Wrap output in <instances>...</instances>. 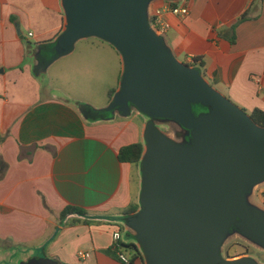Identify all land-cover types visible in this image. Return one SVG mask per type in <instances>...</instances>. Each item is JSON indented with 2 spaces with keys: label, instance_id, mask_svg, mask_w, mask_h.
<instances>
[{
  "label": "crops",
  "instance_id": "obj_1",
  "mask_svg": "<svg viewBox=\"0 0 264 264\" xmlns=\"http://www.w3.org/2000/svg\"><path fill=\"white\" fill-rule=\"evenodd\" d=\"M167 5L153 0L147 13L149 19L161 12L167 27L159 36L174 58L197 69L247 114L264 112V0L175 2L188 9L184 17L170 13ZM65 23L62 0H0V264L41 258L57 264H121L108 254L118 227L122 243H136L122 213L131 205L140 210L141 168L120 162L118 153L136 143L145 151L147 123L131 117L133 108L128 116L118 110L109 116L105 106H78L54 86L51 81L61 75H52L51 67L65 66L76 54L105 57L103 66L108 59L117 64L112 80L100 63L84 71L89 85L105 92L107 100L110 90H119L124 70L120 54L97 37L80 39L70 53L57 56L54 47ZM195 59L202 60L203 70L192 66ZM69 206L86 217L62 220L60 213ZM74 219L96 223L70 225ZM124 234L132 242H125ZM78 251L90 258L78 259Z\"/></svg>",
  "mask_w": 264,
  "mask_h": 264
},
{
  "label": "water",
  "instance_id": "obj_2",
  "mask_svg": "<svg viewBox=\"0 0 264 264\" xmlns=\"http://www.w3.org/2000/svg\"><path fill=\"white\" fill-rule=\"evenodd\" d=\"M152 1L62 0L66 23L55 54L70 53L88 37L109 43L124 70L107 110L128 116L134 108L150 120L173 121L190 132L192 142L185 145L152 123L146 126L140 210L125 218L145 264H255L223 261L219 248L231 227L264 247V211L247 203L253 187L264 182V128L197 69L174 58L149 26ZM193 105L207 111L196 116Z\"/></svg>",
  "mask_w": 264,
  "mask_h": 264
},
{
  "label": "rangeland",
  "instance_id": "obj_3",
  "mask_svg": "<svg viewBox=\"0 0 264 264\" xmlns=\"http://www.w3.org/2000/svg\"><path fill=\"white\" fill-rule=\"evenodd\" d=\"M82 56L83 55H79V54L74 55V57L68 59L69 62L66 63L65 66H63L62 63H56V65H53V67H51L50 69V73L52 75L57 74L61 76L57 80L54 79L51 82L54 84V86L61 88L63 91H66V93L69 94L71 97L69 98V100L73 101L78 106L80 105L86 106L87 104H92L96 106H105L106 108H109L110 103H108L106 93L95 91L94 90L95 87L89 85L88 83L89 78L84 75V71L98 69L101 65V67L104 70H107L109 74L108 77L109 79L112 80L117 64H115V62L112 59H108V64L103 66L101 59H104L105 57H99V56L82 57ZM65 58H70V57H65ZM62 60H66V59H62ZM99 63L100 65H96ZM232 103L234 102L232 101ZM194 111H196L195 105H193V112ZM111 112L112 111H107L104 114L110 116ZM132 112L133 115L130 116L135 120L138 119L141 122L147 124L152 123L157 130L163 133L170 140L176 143L186 144L187 141L186 137H188V132L183 128H181L177 123L173 121L160 120V119L150 120L149 118L145 117L134 108L132 109ZM247 200L252 204L251 206L264 211V204H263L264 182L253 187L250 194L247 196ZM122 225L124 224L122 223ZM123 240L125 242H132V239H130L127 234H124ZM226 244H227V248L233 251L234 253H240L244 251V248L241 245H245L250 250H256L254 249L253 246H251V244H249V242L239 238L238 236H229V238L226 240ZM256 251L258 253L260 252L258 250ZM260 253L264 254V252H260ZM35 256L38 257V255Z\"/></svg>",
  "mask_w": 264,
  "mask_h": 264
},
{
  "label": "trees",
  "instance_id": "obj_4",
  "mask_svg": "<svg viewBox=\"0 0 264 264\" xmlns=\"http://www.w3.org/2000/svg\"><path fill=\"white\" fill-rule=\"evenodd\" d=\"M245 18H246V16L243 15L242 17H240L237 20L236 24L231 29L233 34L235 31L236 25L238 23L244 21ZM234 41H235V38L232 35V38L230 39V43L234 44ZM192 66L203 70L204 64H203L202 60L195 59L193 61ZM114 94H115V89L110 90L108 92V100L111 101ZM201 111H207V110L201 106H196V111H194V114L201 112ZM248 115L256 126H258L260 128H264V112L263 111H261L259 109H254L250 113H248ZM143 151H144V144L143 143H136V144H132V145L123 147L119 150L118 160L122 163H128V164H134V165L141 164V159L143 157ZM138 209H139V207L137 205H135V206L131 205L127 210H125L122 213V216L126 218L129 215L136 213L138 211ZM72 215L85 218L86 212L79 209V208L69 206V207H66L60 213V218L63 220L67 216H72ZM94 223H96V222L88 221L86 219H84L83 221L78 220V219H74V220H71L70 225H75V224L90 225V224H94ZM115 231L121 232L122 229H121V227H118ZM137 246H138L137 241L135 244L134 243L125 244V243H122L120 241L118 244H114L113 249H110L108 254L112 258L117 260L116 252L119 251L128 258L130 264H133L137 260L144 262L145 259H144L143 251L140 247H137Z\"/></svg>",
  "mask_w": 264,
  "mask_h": 264
},
{
  "label": "flooded vegetation",
  "instance_id": "obj_5",
  "mask_svg": "<svg viewBox=\"0 0 264 264\" xmlns=\"http://www.w3.org/2000/svg\"><path fill=\"white\" fill-rule=\"evenodd\" d=\"M202 112H206V111L198 112L195 115L197 116ZM186 138H187V141H186L185 145H189L192 142L190 132H188V137H186ZM247 203L249 206L252 205L248 200H247ZM263 204H264V201H263ZM251 207H253V206H251ZM253 208H255V207H253ZM229 236H238L239 238L249 242V244H251V246H253L254 249H256L260 252H264V247H262L261 245L249 240L248 238L243 236L238 230H236L234 227H231L228 230L227 235L224 238V240H223V242L219 248V256H220L221 260H223V261H234V260L247 259V260H251L255 264H264V254H261L260 252L258 253L256 250H250L245 245H241L244 248V251L240 252V253H234L233 251L229 250L227 248V244H226V240L229 238Z\"/></svg>",
  "mask_w": 264,
  "mask_h": 264
},
{
  "label": "built area",
  "instance_id": "obj_6",
  "mask_svg": "<svg viewBox=\"0 0 264 264\" xmlns=\"http://www.w3.org/2000/svg\"><path fill=\"white\" fill-rule=\"evenodd\" d=\"M168 5L166 7V10H168L173 15L184 17L188 14V9L186 7H177L175 5V2L167 1ZM161 12H156L154 17H150L148 19V23L150 28L158 35L163 33V31L166 29V25L161 21L160 19ZM121 233L119 231H116L112 235V240L114 244H118L120 242ZM77 258L80 260H86L90 258V254L87 252L78 251L76 254ZM117 260L121 264H130L128 258L123 255L121 252H116Z\"/></svg>",
  "mask_w": 264,
  "mask_h": 264
}]
</instances>
